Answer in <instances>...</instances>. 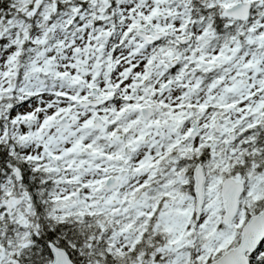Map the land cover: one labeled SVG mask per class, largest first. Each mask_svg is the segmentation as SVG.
<instances>
[{
  "label": "snow or ice",
  "instance_id": "snow-or-ice-1",
  "mask_svg": "<svg viewBox=\"0 0 264 264\" xmlns=\"http://www.w3.org/2000/svg\"><path fill=\"white\" fill-rule=\"evenodd\" d=\"M0 264H264V0H0Z\"/></svg>",
  "mask_w": 264,
  "mask_h": 264
}]
</instances>
